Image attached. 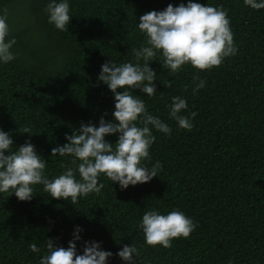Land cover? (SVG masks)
I'll return each instance as SVG.
<instances>
[{
    "label": "trees",
    "instance_id": "trees-1",
    "mask_svg": "<svg viewBox=\"0 0 264 264\" xmlns=\"http://www.w3.org/2000/svg\"><path fill=\"white\" fill-rule=\"evenodd\" d=\"M182 2L187 0H69L72 17L61 32L48 23V0H0L15 38V59L0 64V129L11 135L12 150L30 140L48 160L46 174H60L61 162L69 160L51 156V148L66 143L65 133L81 122L111 119L113 95L97 80L100 65L132 61L133 49L145 40L136 27L139 17ZM196 2L226 10L237 53L205 71L185 65L170 73L159 55L149 62L157 93L133 94L172 129L170 135L153 130L151 159L143 163L159 161L157 176L121 190L102 175L100 193L75 204L50 197L42 185L33 186L30 201L0 193V264H38L46 240L67 247L75 225L82 229L78 252L84 241H99L113 253L108 264H122L115 253L125 244L137 248V264H264V9L243 0ZM194 76L206 82L195 93ZM177 95L188 104L183 115L197 113L191 130L179 129L168 116ZM105 139L114 143L117 137ZM152 208L180 210L197 226L169 248L148 246L136 225ZM30 243L40 253H32Z\"/></svg>",
    "mask_w": 264,
    "mask_h": 264
},
{
    "label": "clouds",
    "instance_id": "clouds-1",
    "mask_svg": "<svg viewBox=\"0 0 264 264\" xmlns=\"http://www.w3.org/2000/svg\"><path fill=\"white\" fill-rule=\"evenodd\" d=\"M243 3L254 10L264 9V0H243ZM44 11L49 24L67 32L72 17L69 0H48ZM136 27L145 40L139 48L133 49V60L120 64L114 60L105 61L97 76L113 95L111 119L105 120L101 116L95 125L81 122L79 129L71 135L65 133L66 143L51 148V156L69 160L68 165L61 162L60 174L51 178L46 174L48 160L36 152L30 140L12 150L11 135L0 129V193L30 201L34 195L33 186L42 185L50 197L75 204L79 198L100 193L104 187L99 182L102 175L117 183L121 190L149 182L157 176L162 167L159 161L151 167L143 163L151 159L149 149L156 139L153 130L170 135L172 129L147 110L140 95L133 94L136 89L147 97L157 93L154 83L157 73L149 62L159 55L163 61L161 67L170 73H178L185 65L205 71L219 66L226 57L234 56L237 47L226 10L221 5L201 4L196 0L176 6L169 3L163 10L148 11L139 17ZM14 44L7 14L0 13V64L15 59ZM193 80L198 81L193 93L205 87L204 79L194 76ZM162 84L171 86V82ZM167 107L168 116L179 129H192V118L197 113L182 114L188 108L185 98L173 96ZM23 133H28V129L25 128ZM112 134L117 137L114 143L105 139ZM196 226L193 219L180 210L173 209L164 214L155 208L146 210L136 225L142 231L146 245L163 248L171 247L174 238H188ZM81 232V227L75 225L67 247L55 246L52 239H47L46 252L39 256L38 264H108L113 253L104 250L99 241H84L78 252L76 242L81 239ZM28 247L32 253L41 251L36 243H30ZM115 255L122 264H137L139 253L134 245L125 244Z\"/></svg>",
    "mask_w": 264,
    "mask_h": 264
}]
</instances>
